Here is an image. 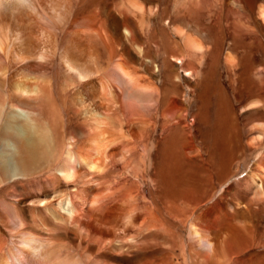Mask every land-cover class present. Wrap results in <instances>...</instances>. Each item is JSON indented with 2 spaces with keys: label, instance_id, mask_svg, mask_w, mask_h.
<instances>
[{
  "label": "bare ground",
  "instance_id": "6f19581e",
  "mask_svg": "<svg viewBox=\"0 0 264 264\" xmlns=\"http://www.w3.org/2000/svg\"><path fill=\"white\" fill-rule=\"evenodd\" d=\"M111 1L94 0V25H102L109 19L116 30H124L131 41L139 36L135 32L137 26L140 34L150 30L156 22L158 7L164 6L162 9L168 10L172 6L176 12L163 15L161 22L179 38L177 43L185 50L186 56L178 57L175 67L155 64L161 75L162 97L167 104L170 102L171 110L170 117L162 115L161 123L167 125L175 120L174 127H162L159 121L151 122L149 117L140 120L135 111L127 114L120 103L114 107L112 101H118L120 93L117 87H104L102 101L106 103H99L97 108L85 105L83 109L84 106L76 104L70 97L71 87L76 88L73 93L78 95L80 80L88 79L81 63L75 58L66 59L64 79L59 78L58 70L54 71L50 84L44 74H33L35 71L43 73L45 63L30 61L26 52L29 44H25L27 48L22 53L26 56H20L15 44L9 40L11 27L1 25L0 197L17 195L18 192L28 205L24 210H15L19 226L10 230L26 236L19 241L22 244L19 255L28 256L30 259L25 260L29 264H82L55 254V245L69 241L79 250L78 247L91 239V244L103 243L117 251L131 252L133 261L139 262L150 238L162 239L171 246L170 249L166 246L168 252L173 253L176 244L184 252L180 231L189 227L192 236L198 237L195 245L200 248L197 250L189 245L188 255L193 262L214 261L220 252H226L224 264H243L234 263L229 252L237 257L236 254L257 246L259 242L253 226L257 229L259 214L264 217V146L250 148L251 145L241 140L234 105L248 107L254 110L259 120H264V40L260 39L263 33L252 29L255 14L264 24V0H120L118 5ZM103 4L107 19L100 16L99 7ZM116 7L117 11L114 10ZM203 22L247 28L252 38L249 45L255 53L251 60L240 57L236 63V56L230 48L223 57L224 78L232 93L227 85L220 83L219 77L216 78L218 72L221 73L216 68L219 50L210 53L212 64L203 72L205 46L197 32L188 28L189 24L199 26ZM190 58L198 61V67H189ZM184 62L187 64L182 75L178 76L177 66ZM120 65L118 68L126 76L127 72ZM194 78L199 81L193 83L192 94L182 93L180 80L190 82ZM128 82L132 83L133 98H140L138 93L141 92L153 97L155 88L151 85L142 86L131 77ZM174 95L184 97L185 112H195L193 120L215 124L209 137L201 140L207 141L210 168L197 164H201L199 157L203 153L195 148L190 131L184 142H180L186 132L176 127L180 125L176 119L182 102L178 104ZM193 102L194 107L191 106ZM150 122L152 127L155 125L154 129L148 127ZM132 123L138 129L131 127ZM260 126L264 128V122H259V129ZM159 128L163 132L154 135ZM243 129L246 132V128ZM260 131L255 137L251 136L250 144L264 143V131ZM201 144L205 146L203 142ZM193 156H196L194 161ZM246 159L254 164L251 172L228 185L235 165ZM119 163L123 173L119 180L110 181ZM17 178L20 181L10 184ZM145 186L149 192L142 190ZM237 190L242 194L237 202L242 205L241 211L238 209L237 212L242 213L245 220L252 219V228L237 224L235 214L230 211L235 208V203H230L228 197ZM6 217L0 209L4 224ZM139 219L142 220L139 228L145 227L148 219L156 223L161 219L170 230L167 235L158 232L143 236L145 230L137 229L134 223ZM119 227H123V232ZM130 231L135 234L131 241L122 242L123 233ZM43 239L48 240L47 248L43 245L39 250L38 243L42 244ZM59 245L58 248L67 246ZM261 253L252 264H264V252ZM17 255L9 249L2 264H24Z\"/></svg>",
  "mask_w": 264,
  "mask_h": 264
},
{
  "label": "rangeland",
  "instance_id": "374dc122",
  "mask_svg": "<svg viewBox=\"0 0 264 264\" xmlns=\"http://www.w3.org/2000/svg\"><path fill=\"white\" fill-rule=\"evenodd\" d=\"M113 1H115L117 5L120 2V0H112L111 2ZM104 2L106 3L107 0H104ZM155 3L159 4L160 2ZM162 7L164 8V6L157 8L155 16L156 22L151 25L148 32L140 34L141 31L138 26L136 27L135 32L139 33V36L135 37V42L131 41L129 37H126L124 30H116L115 26L109 21V19L102 25H94V0H0V26H6L8 29L11 27L9 29V40L12 44H15L14 46L17 48V53L20 56H26V53H22L23 50L27 48L25 44L27 46L29 44V48H27L26 52L29 53L28 58L30 61L34 63H45V70L43 73H41L42 71H35L33 74L39 76L44 74L47 79H49L50 84L53 83L51 78L54 71L58 70L60 73L59 78L64 79L63 77L65 76V71H67V65L65 64L66 59L75 58L78 60V62L82 65L81 69L86 72L88 79L85 78L80 80V84L78 86L80 91L78 92V95L73 93L76 88L74 89V87H71L73 88V91H71L72 95L70 97L76 104L84 106L83 109H85V105L88 107L90 104L89 107L97 108L96 106L99 105V103L103 104L104 101H102V94L104 93V87L107 89L110 87H117L116 89L120 92H118L120 100L118 99V101H112L114 107L120 103L123 105L127 114L131 111H135L136 117L140 120H142V117H149L152 118L151 122L159 121L161 123L163 119L162 115L164 117H170L169 114L171 113V110L169 108L170 102L167 104L162 97L163 85L160 83L161 75L160 72L156 70L155 64H164L167 68L172 67L178 57L186 56L185 50L177 43L179 38L173 34L172 29L169 26H165L161 22L163 15H174L176 12L173 10L172 6L168 8V10L162 9ZM99 8H101L100 12H102L100 16L107 19L106 13H103V10L105 12L104 4ZM116 8H114L115 11L118 10V8ZM163 10L166 12L164 13ZM253 19L255 26H253L252 29L263 33L260 37L263 41L264 24L260 20L258 14H255ZM178 23L176 22V25H181ZM182 25L184 26L185 24L182 23ZM188 28L197 32L203 45L205 46L206 54L203 72L207 71V68L210 64H212L211 62L213 61V57H211L210 53L216 50H219V53L221 52L218 65L216 67L221 71V73L218 72L219 75L216 76V78L219 77L220 83L224 86L227 85L228 81L224 78L226 74L223 70V57L228 48L233 50V53L236 56V63L239 61L240 57L241 59L251 60L253 56L252 54L255 53L250 50L251 47L249 43L252 38L249 37L247 28L240 29L239 27H230L227 25L225 26L224 24L213 25L211 23L206 25L204 22L199 26H196L195 24L190 26L189 24ZM251 34H253V32ZM138 47H140L141 51ZM255 47L256 44H254V49ZM40 55L43 57L41 58ZM256 55L259 56L258 53H256ZM197 63L198 61H196V59L190 58L189 67H198ZM186 64L187 62L178 64V76L182 75L183 67H185ZM118 65L121 67L123 66L122 68H124V72H127L126 76L122 74ZM166 73L168 74L170 72ZM130 77L132 81L136 79L138 84L142 86L151 85L155 88L153 97H148L144 94V92H141L138 93L141 96L140 98H133L132 92L134 91L131 92L133 89V87H131L132 83L128 82ZM197 79L199 81V78H194L190 82L180 80L182 93H187L189 95L192 94V87H194L193 83L196 84V82H198ZM228 90L232 93L231 87L228 86ZM174 97L178 104L182 102V105L179 104L181 111L179 112L180 115L176 119L178 121H176V123H179L180 125H177L176 127L177 129H182L181 131H184V133L186 132V136H183V139L180 142H184L187 138V132L190 131V133H188L195 141V148L203 153L199 157L201 164H197L200 167L203 166L202 168H204L205 165L210 168L206 147L207 141L201 140L202 138H205L206 140L209 137L208 135L213 131L215 124H212V121L210 123H206L199 121L198 119L193 120L195 112L193 110L185 112L186 104H183V102H185L184 97L183 99L181 95H174ZM147 102L148 104H146ZM191 106L194 107L195 103H191ZM234 106L238 120L237 122L240 127L239 136L241 140L244 143L251 145L250 148L261 149V147L264 146V143L258 142L250 144L249 142L252 137L257 135V132H261L260 129L264 131L262 126H260L261 128L259 129V122H264V120H259L255 115L254 110L248 107H242L236 104ZM143 121H147V119ZM151 122L148 125L150 130L152 127ZM174 122L175 120L170 121L167 125L164 123L161 124L162 127L168 126L169 128L172 125L171 128H173ZM131 125V127L135 126L134 123ZM154 127L155 125H153L152 129H154ZM135 128L138 129L137 125ZM143 128H147V126ZM183 128L185 130H183ZM243 128H246V132ZM169 131L170 129L168 132ZM162 132L163 129L159 128L154 131L153 134L159 136V133ZM81 140L85 139L82 138ZM202 142L205 146H202ZM117 158V160H119L120 156ZM192 160H196V156H193ZM118 165L119 167L114 170L110 181L120 179V175L123 173V167L121 163ZM253 165V162L251 163L247 159L240 161L237 165H235L234 172L232 173L233 175L230 177L231 179L229 178L227 184H232L234 181L241 180L247 176L249 172H251ZM106 170L107 168L105 170H101V174ZM18 181H20V179L17 178L10 184H14ZM88 187H90V185ZM142 190L144 192H149L148 187L146 186ZM218 191L221 192L219 188ZM19 194L20 193L17 192V195L10 194L6 197H0V209L7 216L6 224H4L0 219V264L4 262V260L2 261V258L5 253L9 251V249L13 250L18 255L20 254L18 250H21L20 247L22 244H19V241L24 233H17L16 230H13L12 232L10 231L11 229H16L19 226V222L15 217V212L21 209L24 210L28 206L27 203H24L21 200V196ZM240 196H242V194L239 190H237L233 195L228 197L230 203H235V208H232L230 211L235 214L234 218L237 224L250 226L252 228L254 225L252 219L245 220L242 217V213L237 212L238 209L241 211L240 207H242V205H237V202L239 201L238 198H240ZM151 210L153 211V209ZM141 221L142 220L140 219L135 220L134 223L136 224L135 226L137 229H141V231L145 230V233L143 232V236H146L145 234H147L146 237L151 236L152 233L154 234L158 232L161 235H167L170 230L167 223L161 219H159L157 223L152 219H148L145 223L146 228H139ZM119 229L121 230L120 232H123V227H119ZM253 230H256L254 233L259 241L257 246H253L245 252L236 254L237 257L233 255V252H229L234 259V263L237 261L243 264H252L258 260L262 254L261 252H264V246H262V244H264V217L261 216V214H259L258 217L257 229L253 226ZM180 233L182 235V245L185 246L184 252H182L178 244L175 245V243L173 253L168 252L167 248L170 249L171 246L165 244L160 238L156 240H152V238H150L149 244L146 243L144 245L146 249L142 252L139 262L133 261L134 254L131 252L117 251L111 248V246L104 245L103 243L99 244L97 242H92L93 244H91L89 243L91 239H87L85 245L78 247L80 251L77 249V245L69 241H62V243L55 245L57 248L56 250L54 249L55 251L53 252L57 255H63V257L67 256L69 260L71 259V262L77 261L82 264L84 262L87 264H94L95 261L97 263L100 262L99 264H196L189 259L188 247L191 244L199 250V246L195 245L198 241L196 238L198 237L194 235L192 236V232L189 227L183 228ZM133 235H135L134 231L127 233L124 232L122 237L124 239L121 241L127 243V241H131V237ZM24 237L26 236L24 235ZM47 242L48 240L43 239L42 244L38 243V245H40V248L38 249H42V246H45ZM59 244H67V246L58 248V246H60ZM50 248L51 246L48 245L49 250ZM24 254H26V252ZM226 256V252L224 254L220 252V255L218 258H214V261L210 260L205 263L199 260L197 263L224 264L226 263ZM18 257H20L19 259H21L22 263L29 264L27 262V260L30 259L28 256L23 257V255H19ZM25 258L28 259L25 260Z\"/></svg>",
  "mask_w": 264,
  "mask_h": 264
}]
</instances>
